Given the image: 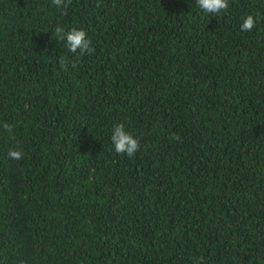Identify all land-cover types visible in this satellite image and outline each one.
Returning a JSON list of instances; mask_svg holds the SVG:
<instances>
[{"label": "trees", "instance_id": "1", "mask_svg": "<svg viewBox=\"0 0 264 264\" xmlns=\"http://www.w3.org/2000/svg\"><path fill=\"white\" fill-rule=\"evenodd\" d=\"M66 3L0 0V264H264V0Z\"/></svg>", "mask_w": 264, "mask_h": 264}, {"label": "clouds", "instance_id": "2", "mask_svg": "<svg viewBox=\"0 0 264 264\" xmlns=\"http://www.w3.org/2000/svg\"><path fill=\"white\" fill-rule=\"evenodd\" d=\"M52 3L65 11L68 7L66 0H52ZM196 3L203 13L214 16H219L229 8V0H196ZM255 25L256 19L254 16L247 15L242 21L240 30L242 32H250ZM54 34L59 40L66 42V47L72 54L79 53L80 55H84L92 51V41L88 37V33L83 29L74 27L66 31L63 26H57L54 29ZM61 63L63 64L64 61L62 60ZM3 129L9 134L13 133V126L11 124L4 123ZM111 141L117 154H126L128 157H134L141 148L140 141L125 130L123 123L113 128ZM8 157L10 159L21 160L24 157V153L22 150L10 149L8 151ZM197 264H200V261Z\"/></svg>", "mask_w": 264, "mask_h": 264}]
</instances>
